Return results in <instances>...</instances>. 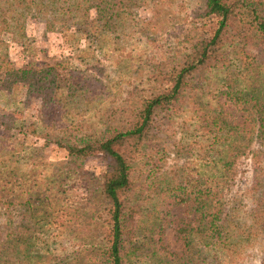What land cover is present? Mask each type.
I'll list each match as a JSON object with an SVG mask.
<instances>
[{
	"label": "trees",
	"instance_id": "obj_1",
	"mask_svg": "<svg viewBox=\"0 0 264 264\" xmlns=\"http://www.w3.org/2000/svg\"><path fill=\"white\" fill-rule=\"evenodd\" d=\"M146 1L0 0V91L23 86L27 98L39 99L43 146L62 148L76 163L104 160L98 217L105 230L94 243L96 264H134L152 256L167 264H220L217 254L238 252L235 233L243 232L226 213L223 190L235 177L238 159L264 142V48L257 54L247 48L252 41L264 47V0H201L199 16L214 22L211 35L154 63L153 78L165 81L163 88L148 96L130 92L101 113V128H92L81 113L85 105L103 101L99 77L71 69L61 78L62 62L17 67L8 54L9 41L25 36L28 15L40 16L47 30L63 31L93 10L99 27L116 37ZM19 120L15 111L0 109L2 142L37 134L34 124ZM176 129V158L199 160L215 172L195 185L188 183L186 162L163 170L164 144ZM178 206L183 213L174 218ZM51 222L37 216L29 199L0 191V264H58L50 251ZM169 226L177 251L162 240ZM142 240L151 253H135Z\"/></svg>",
	"mask_w": 264,
	"mask_h": 264
},
{
	"label": "rangeland",
	"instance_id": "obj_2",
	"mask_svg": "<svg viewBox=\"0 0 264 264\" xmlns=\"http://www.w3.org/2000/svg\"><path fill=\"white\" fill-rule=\"evenodd\" d=\"M200 6L201 0H148L133 9L116 37L99 27L93 10L88 18L63 31L47 30L44 20L32 14L24 22L25 36L9 41L8 54L17 67L62 62L61 78L67 79L71 69L99 77L106 89L104 99L85 105L81 113L92 128H101L105 120L101 113L122 103L130 92L148 96L163 88L165 81L153 78L154 63L169 60L193 40L211 35L214 22L199 16ZM247 48L257 54L264 47L252 41ZM0 109L15 111L23 126L34 124L37 131L6 142L0 137V160L6 163L0 166V191L18 200L29 199L39 218L52 221L50 251L58 264H96L94 243L105 230L98 217L104 160L94 157L76 163L62 148L43 146L38 136L43 131L40 101L27 98L23 86L0 91ZM183 116L189 113L175 123ZM176 131L165 141L163 170L186 162L191 185L215 173L199 160L176 158L173 143L181 136ZM251 148L254 153L238 159L235 177L223 190L226 213L243 232L235 233L238 252L217 254L220 264H260L264 258V142ZM172 213L177 218L183 208L175 207ZM162 240L169 249L179 250L172 226L164 230ZM136 247L135 253L144 255L153 249L143 240ZM152 257L134 264H167L161 256Z\"/></svg>",
	"mask_w": 264,
	"mask_h": 264
}]
</instances>
